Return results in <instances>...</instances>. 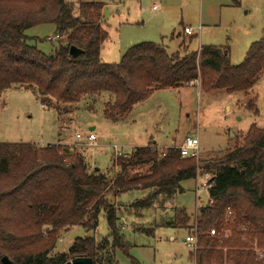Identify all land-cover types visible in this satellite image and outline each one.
<instances>
[{"label":"trees","instance_id":"trees-1","mask_svg":"<svg viewBox=\"0 0 264 264\" xmlns=\"http://www.w3.org/2000/svg\"><path fill=\"white\" fill-rule=\"evenodd\" d=\"M101 9L99 3H80L74 14L65 0H0V96L13 86L34 87L40 97L59 106L106 95L103 115L116 122L154 91L192 87L200 81L201 92L247 93L264 72V38L233 66L227 46L192 49L196 34L187 41L172 36L181 39L174 51L146 42L126 50L118 63H103L100 52L108 34ZM42 25H53L57 38L64 40L48 54L31 44L39 39L26 35ZM72 47L78 56L70 54ZM246 109L258 113L254 101ZM116 167L114 179L108 180L98 170L89 171L83 156L69 148L0 143V264L3 257L13 264H65L68 256L117 264L115 252L127 255L130 246L122 234L119 207L107 194L112 192L116 200L149 191L147 198L124 209L138 218L158 199L170 201L183 194L184 182L204 175L211 185V203L198 208L192 226L182 207L174 208L164 226L196 235L195 264H264V254L257 260L251 251L253 243L264 249V128L251 125L225 155L213 160L196 163L181 158L178 148L160 152L149 145L118 158ZM143 168L147 174L132 175ZM101 213L106 238L100 243L77 238L68 255L50 256L61 231H93Z\"/></svg>","mask_w":264,"mask_h":264},{"label":"rangeland","instance_id":"rangeland-1","mask_svg":"<svg viewBox=\"0 0 264 264\" xmlns=\"http://www.w3.org/2000/svg\"><path fill=\"white\" fill-rule=\"evenodd\" d=\"M65 1L73 5L74 14L80 3L102 5L101 18L108 39L100 59L106 64L118 63L126 50L146 42L162 44L174 51L181 39L188 40L182 34L184 27L194 29L196 34L192 49L197 50L199 45L227 46L233 66L242 62L253 43L264 38V0ZM154 6L157 11L152 10ZM177 34L181 39H171ZM26 35L39 39L31 44L46 54L64 41L57 38L53 25L34 27ZM199 83L192 88L154 91L116 122L103 115L106 95L86 97L75 105L56 106L53 100L40 97L34 87L13 86L0 96V143L63 144L62 147L69 148L72 154L83 156L89 171L98 170L108 180H113L117 173L114 146L122 152L121 158H128L139 147L151 145L162 152L178 148L187 137L196 138L199 144L197 163L225 155L251 125L264 128V72L247 93L201 92ZM252 101L258 111L256 115L246 109ZM90 133L95 136L92 143L87 141ZM145 174L146 168L132 172L138 176ZM204 184L203 177L184 182L183 194L170 201L158 199L151 208L140 212L138 218L132 215L133 210L124 212V209L136 200L147 198L149 191L130 192L116 200L109 192L107 198L119 207L122 234L130 246L127 255L115 252L116 263L195 264V253L184 242L190 235L189 230L172 229L164 224L171 220L175 207H182L192 226L198 208L208 201L207 192L201 189ZM107 235L108 227L101 213L93 231L82 227L61 231L50 256L68 255L77 238H94L100 243ZM224 236L229 237L230 233ZM251 251L264 254V249H259L256 243ZM70 259L68 256V261Z\"/></svg>","mask_w":264,"mask_h":264},{"label":"built area","instance_id":"built-area-1","mask_svg":"<svg viewBox=\"0 0 264 264\" xmlns=\"http://www.w3.org/2000/svg\"><path fill=\"white\" fill-rule=\"evenodd\" d=\"M152 10L157 11V6H154L152 8ZM183 33L186 36H192L194 35V29L192 28H184L183 29ZM77 138H79V136H77ZM87 141L92 143L95 141V136L90 133L87 136ZM199 144H198V140L196 138H185L181 145L178 147L179 150V154L181 158H192V159H197L199 156ZM114 150V154H115V161H117L118 158L122 157L123 154L121 151H119V149L117 147H113ZM205 180H206V184L201 186L202 190H205L208 193V190L210 189L211 185L208 184V176L204 175L202 176ZM198 188H196L195 193H197ZM208 195V194H207ZM209 203H211V201H207ZM215 232L214 230H211L209 232V236H214ZM185 244L192 249V251L194 253H196V251L198 250V243H197V237L196 235H188L185 238ZM257 254V258H259V260H261L263 258V253L261 251H256Z\"/></svg>","mask_w":264,"mask_h":264},{"label":"water","instance_id":"water-1","mask_svg":"<svg viewBox=\"0 0 264 264\" xmlns=\"http://www.w3.org/2000/svg\"><path fill=\"white\" fill-rule=\"evenodd\" d=\"M70 54L72 56H78L80 54V52L75 49V48H70ZM65 152H68V150H66ZM1 263L2 264H13L7 257H3L1 259ZM65 264H92V260L88 257H76L73 256L71 257V259L69 261H67Z\"/></svg>","mask_w":264,"mask_h":264},{"label":"crops","instance_id":"crops-1","mask_svg":"<svg viewBox=\"0 0 264 264\" xmlns=\"http://www.w3.org/2000/svg\"><path fill=\"white\" fill-rule=\"evenodd\" d=\"M184 28H190V27H184ZM183 28V29H184ZM182 34H184V33H182ZM199 48L197 49V50H200V48L202 47V46H198ZM102 50V49H101ZM187 88H189V86H187ZM192 88V87H191ZM48 145H60V146H65V145H63V144H48ZM118 199V198H117Z\"/></svg>","mask_w":264,"mask_h":264}]
</instances>
